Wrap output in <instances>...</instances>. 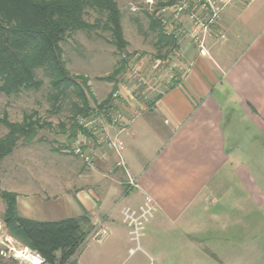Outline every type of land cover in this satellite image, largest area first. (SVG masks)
Instances as JSON below:
<instances>
[{
    "label": "crops",
    "instance_id": "crops-1",
    "mask_svg": "<svg viewBox=\"0 0 264 264\" xmlns=\"http://www.w3.org/2000/svg\"><path fill=\"white\" fill-rule=\"evenodd\" d=\"M191 23L182 15L163 31L176 40L169 67L159 59L145 69L129 66L115 82L122 111L117 109V124L106 119L103 129L122 142L119 154L100 141L97 128L72 138L89 162L68 152L52 155L44 138L15 147L11 155L22 150L26 169L12 166L0 183L16 194L19 216H85L90 241L105 243L112 254L125 243L119 224L124 210H135L145 197L153 200L155 226L204 222L209 230L227 224L238 230L243 208L251 212L264 200L258 183L264 184V176L247 168L255 152L264 154V0H233L195 37ZM134 68L143 73L146 94L131 91ZM17 159L11 164L21 166ZM126 184L130 189L124 190Z\"/></svg>",
    "mask_w": 264,
    "mask_h": 264
},
{
    "label": "rangeland",
    "instance_id": "rangeland-1",
    "mask_svg": "<svg viewBox=\"0 0 264 264\" xmlns=\"http://www.w3.org/2000/svg\"><path fill=\"white\" fill-rule=\"evenodd\" d=\"M116 1L121 13L120 22L123 37L127 41V46L122 53H119L110 43L111 34L102 28L101 23L90 31H76L61 43L63 58L69 72L87 76L86 86L88 89L85 88V92H87L90 106L99 114L103 112L112 114L117 109L122 111L119 104L116 106L118 102L122 101L118 90L115 89L111 93L115 86L114 81L101 77L113 74L114 70L118 68L120 60L124 58L125 52L129 53L126 57L125 68L144 64V66H140L145 69L151 66L155 59L162 60L163 62L161 61L160 64L164 65L175 62L172 59L174 47L156 46L158 30L151 27L150 18H159L160 4H170L176 0ZM86 10L84 18L90 23L102 17L91 9ZM167 14L169 15V13ZM191 26L196 32L195 35L203 34L201 33L203 24L192 22ZM161 27H163L162 24ZM198 39L200 40V38ZM136 70L134 68L130 71L135 76L134 79L136 78V81L134 80L136 86L132 87L131 91L134 94L143 95L147 83L140 79L143 73ZM37 75L43 80V85L39 89H30L16 95H6L0 92V138L7 132V128L2 123L3 119L11 122L21 121L23 114H34V118L39 119L41 126L37 127L32 140L44 138L52 155L59 156V154L68 152L71 157L79 156L73 152V147L80 142L70 136L71 101L75 97L70 94L60 100L57 106H54L53 100L49 96L51 88L48 84V77L41 70H37ZM120 77L121 72L114 75V80L117 81ZM110 83L112 84L110 85ZM89 93L92 94V98ZM108 96H110V102L98 109L96 107L98 103L95 102H100ZM21 143L27 144L28 142L20 139L17 142L20 148ZM21 151H14V154L11 155L12 151L0 161V178L7 180L12 166L20 171L26 169V155ZM35 154L39 155L40 152L29 154L28 157L36 156ZM254 154V162L247 168L253 175L264 176V154L262 152ZM20 157L23 161L21 166H17L15 162L13 165L11 164L10 161ZM258 183L264 188V184H261L260 180ZM124 188V190L130 189V184H126ZM0 189L5 190L1 183ZM123 197L124 194L120 196L118 203L123 200ZM147 198L150 199V202H146ZM242 201L246 202V200ZM4 208L5 203L0 197V263L10 264L12 259L15 260V264H34L25 255L28 253L36 255V251L29 249L20 239L12 236L5 227ZM135 208V210H132L133 208H130L129 211L124 210L123 223L119 219L126 239L124 238L125 243L118 248L117 253L112 254L109 251V246L105 243L95 244L90 241L91 231L87 219L86 223L81 221L82 229L86 234L84 241L87 240V242L81 245L68 261L72 262L76 259L75 264H264V200L257 202V206L252 205L251 212L243 208L239 216L238 230L227 229L229 224L225 226V230L219 231V228L218 230H209V227L205 228L204 222L196 227L184 226L176 229L169 225L155 226L156 212L150 197L143 198ZM235 214L237 215L238 212ZM251 228L253 229L250 230ZM1 251H6V254L3 255ZM41 260L39 259V263L35 264H46Z\"/></svg>",
    "mask_w": 264,
    "mask_h": 264
},
{
    "label": "trees",
    "instance_id": "trees-1",
    "mask_svg": "<svg viewBox=\"0 0 264 264\" xmlns=\"http://www.w3.org/2000/svg\"><path fill=\"white\" fill-rule=\"evenodd\" d=\"M86 9L102 17L90 23L84 18ZM120 20V8L116 0H0V92L16 95L39 89L43 80L37 75V70H41L48 77L51 88L49 96L54 106L70 94L75 97L71 101V138L76 131L87 132L89 129L79 124L77 117H91L96 112L90 106L85 92L88 78L69 72L61 43L74 32L90 31L101 23L102 28L111 34L110 43L122 53L127 41L123 37ZM150 22L151 27L158 30L157 47L176 45L173 34L163 33L157 18H150ZM123 55L113 74L102 79L116 82L114 75L124 71L129 53ZM115 89L113 86L111 93ZM89 95L92 98V94ZM109 102L110 96L95 103H98L96 107L99 109ZM34 117V114H23L21 121L2 120L7 132L0 138V161L13 151L20 139L32 141L37 127L41 126L39 119ZM0 197L5 203V227L12 236L36 251L42 263H76V259L72 262L68 259L84 242L86 234L81 221H87L85 216L56 221L32 220L18 215L14 192L0 189ZM10 264H15V260L11 259Z\"/></svg>",
    "mask_w": 264,
    "mask_h": 264
},
{
    "label": "built area",
    "instance_id": "built-area-1",
    "mask_svg": "<svg viewBox=\"0 0 264 264\" xmlns=\"http://www.w3.org/2000/svg\"><path fill=\"white\" fill-rule=\"evenodd\" d=\"M232 1L233 0H176L173 3L167 4L160 8L159 15L169 12L168 16L170 17H161L159 20L164 31L169 32L170 20L178 22L180 16L187 15L193 23L203 24V30H205L211 24L218 21L224 6L231 3ZM192 32L194 33L195 30L192 29ZM193 36L195 37L196 35L193 34ZM140 79L144 81V77L141 76ZM113 96H116V94H113ZM94 114V116L87 118L79 117L78 123L92 131L97 128L99 130L97 133L99 134L102 142H104L107 147L114 149L119 154L123 148L122 142L118 139L111 138L103 129V121L106 119H109V121L113 124L118 122V111L115 110L112 114L105 112L100 114L95 112ZM73 152L83 157L87 162L90 161L89 156L83 154L80 143L75 144L73 147ZM146 202H150V199L147 198ZM126 211H129V209ZM5 252L6 251H1L3 255L6 254ZM36 256L40 258L38 254H36Z\"/></svg>",
    "mask_w": 264,
    "mask_h": 264
},
{
    "label": "bare ground",
    "instance_id": "bare-ground-1",
    "mask_svg": "<svg viewBox=\"0 0 264 264\" xmlns=\"http://www.w3.org/2000/svg\"><path fill=\"white\" fill-rule=\"evenodd\" d=\"M19 253H21L22 254V252H20L19 251ZM25 257L27 258V259H30L34 264L36 263V262H38L39 261V257H37L35 254H32V253H28L27 255H25ZM39 263V262H38Z\"/></svg>",
    "mask_w": 264,
    "mask_h": 264
}]
</instances>
